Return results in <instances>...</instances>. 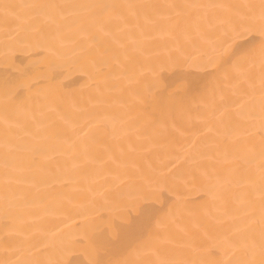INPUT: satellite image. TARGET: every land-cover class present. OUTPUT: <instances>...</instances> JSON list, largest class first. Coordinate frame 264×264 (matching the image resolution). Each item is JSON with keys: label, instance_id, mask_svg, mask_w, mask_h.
Here are the masks:
<instances>
[{"label": "bare ground", "instance_id": "6f19581e", "mask_svg": "<svg viewBox=\"0 0 264 264\" xmlns=\"http://www.w3.org/2000/svg\"><path fill=\"white\" fill-rule=\"evenodd\" d=\"M0 264H264V0H0Z\"/></svg>", "mask_w": 264, "mask_h": 264}]
</instances>
